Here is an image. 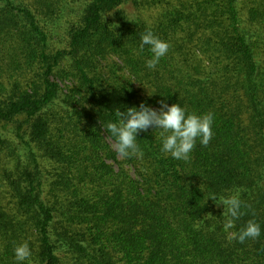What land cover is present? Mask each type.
Wrapping results in <instances>:
<instances>
[{"label": "trees", "instance_id": "1", "mask_svg": "<svg viewBox=\"0 0 264 264\" xmlns=\"http://www.w3.org/2000/svg\"><path fill=\"white\" fill-rule=\"evenodd\" d=\"M168 43L155 67L146 31ZM213 115L188 160L103 127L142 103ZM261 234L229 241L225 198ZM264 264V0H0V264Z\"/></svg>", "mask_w": 264, "mask_h": 264}, {"label": "clouds", "instance_id": "2", "mask_svg": "<svg viewBox=\"0 0 264 264\" xmlns=\"http://www.w3.org/2000/svg\"><path fill=\"white\" fill-rule=\"evenodd\" d=\"M147 46L150 58L146 59L145 66L155 69L160 59L167 54L169 45L156 37L150 30L140 37L139 51L143 52ZM159 110L146 104L138 108H127L126 111L117 112L119 122H108L103 129L115 139L113 150L118 157L128 158L130 156H142L137 144V136L140 132H147L154 128L159 132L161 151L177 160H188L197 140L206 146L212 137L213 115L211 113L197 115L188 113L180 104L169 106L164 101L160 102ZM223 205L227 207L228 218L223 224L229 241L237 240L244 243L247 239H255L261 234V227L253 220L239 228L231 231L235 222L240 219L242 202L236 196L225 198ZM14 264H24L31 256L28 242L18 244L13 249Z\"/></svg>", "mask_w": 264, "mask_h": 264}]
</instances>
